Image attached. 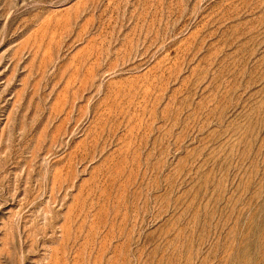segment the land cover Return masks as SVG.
<instances>
[{"label":"rangeland","instance_id":"374dc122","mask_svg":"<svg viewBox=\"0 0 264 264\" xmlns=\"http://www.w3.org/2000/svg\"><path fill=\"white\" fill-rule=\"evenodd\" d=\"M0 264H264V0H0Z\"/></svg>","mask_w":264,"mask_h":264}]
</instances>
